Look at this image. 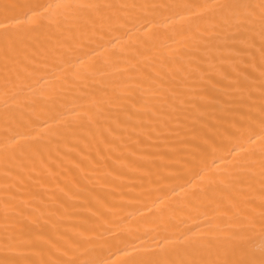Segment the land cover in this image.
<instances>
[{
	"label": "bare ground",
	"instance_id": "6f19581e",
	"mask_svg": "<svg viewBox=\"0 0 264 264\" xmlns=\"http://www.w3.org/2000/svg\"><path fill=\"white\" fill-rule=\"evenodd\" d=\"M0 264H264V0H0Z\"/></svg>",
	"mask_w": 264,
	"mask_h": 264
}]
</instances>
